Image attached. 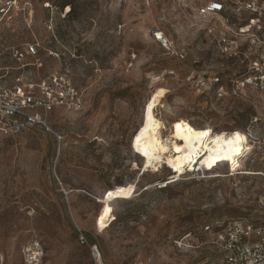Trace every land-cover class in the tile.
I'll list each match as a JSON object with an SVG mask.
<instances>
[{"label":"rangeland","instance_id":"obj_1","mask_svg":"<svg viewBox=\"0 0 264 264\" xmlns=\"http://www.w3.org/2000/svg\"><path fill=\"white\" fill-rule=\"evenodd\" d=\"M212 1L22 0L5 44L36 41L41 75L67 73L85 106L0 137V264L32 239L43 264H209L217 224H264V97L240 85L264 36L232 0L199 15ZM179 120L211 139L238 129L250 148L191 174L146 164L133 136L155 123L172 138Z\"/></svg>","mask_w":264,"mask_h":264},{"label":"built area","instance_id":"obj_2","mask_svg":"<svg viewBox=\"0 0 264 264\" xmlns=\"http://www.w3.org/2000/svg\"><path fill=\"white\" fill-rule=\"evenodd\" d=\"M223 0L209 2L200 8L201 16L220 13ZM232 11L247 14L252 26L264 36V4L257 0H232ZM213 5H219L213 7ZM23 9L22 0H0V137H7L35 126L50 130L47 114L61 109L69 114L84 111L85 98L65 72L52 70L40 73L43 62L39 57L38 43H25L22 47L6 45L1 34L16 13ZM248 27H251L249 24ZM162 37V32L159 33ZM155 39L168 47L165 38ZM183 58L182 54H177ZM31 60V61H29ZM34 67V72L28 70ZM264 97V41H261L258 60L240 81ZM59 143L61 136L53 132ZM213 244L221 253L219 261L209 264H264V224L254 225L247 220L228 219L216 227ZM81 244L86 240L80 234ZM44 249L39 240L28 241L21 249V264H43Z\"/></svg>","mask_w":264,"mask_h":264},{"label":"bare ground","instance_id":"obj_3","mask_svg":"<svg viewBox=\"0 0 264 264\" xmlns=\"http://www.w3.org/2000/svg\"><path fill=\"white\" fill-rule=\"evenodd\" d=\"M157 34L163 39V36ZM172 130L173 137L164 140L157 125L149 123L133 136L132 148L141 152L145 157V163L154 168L165 158L173 172H181L185 166L192 169L199 161L200 167H210L215 161L232 160L250 148L247 138L238 129L232 130L229 134L221 133L211 139L209 128L197 129L188 121L179 120L174 123ZM176 137L182 141V145H176ZM172 151L179 154L176 161L171 160ZM165 182L167 183L164 181L160 186H164ZM115 194L116 198L122 197L120 192ZM109 211L110 208L107 207L106 212Z\"/></svg>","mask_w":264,"mask_h":264},{"label":"snow or ice","instance_id":"obj_4","mask_svg":"<svg viewBox=\"0 0 264 264\" xmlns=\"http://www.w3.org/2000/svg\"><path fill=\"white\" fill-rule=\"evenodd\" d=\"M219 5H213V7H218ZM109 195H111V194H109Z\"/></svg>","mask_w":264,"mask_h":264},{"label":"trees","instance_id":"obj_5","mask_svg":"<svg viewBox=\"0 0 264 264\" xmlns=\"http://www.w3.org/2000/svg\"><path fill=\"white\" fill-rule=\"evenodd\" d=\"M109 221H111V220H109Z\"/></svg>","mask_w":264,"mask_h":264}]
</instances>
